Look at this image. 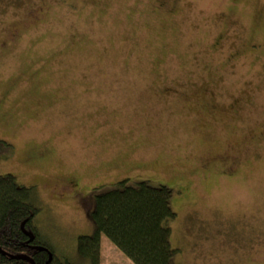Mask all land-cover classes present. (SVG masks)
Returning a JSON list of instances; mask_svg holds the SVG:
<instances>
[{"label": "rangeland", "instance_id": "374dc122", "mask_svg": "<svg viewBox=\"0 0 264 264\" xmlns=\"http://www.w3.org/2000/svg\"><path fill=\"white\" fill-rule=\"evenodd\" d=\"M2 140L62 260L128 179L173 193L175 264H264V0H0Z\"/></svg>", "mask_w": 264, "mask_h": 264}, {"label": "trees", "instance_id": "16d2710c", "mask_svg": "<svg viewBox=\"0 0 264 264\" xmlns=\"http://www.w3.org/2000/svg\"><path fill=\"white\" fill-rule=\"evenodd\" d=\"M13 153L12 145L0 141V161ZM34 194V188L18 185L13 176H0V264H71L56 256L34 226L39 213ZM172 194L165 186L128 179L95 188L88 214L94 233L77 241L82 264H103L101 236L133 264H175L177 250L167 226L176 218Z\"/></svg>", "mask_w": 264, "mask_h": 264}, {"label": "crops", "instance_id": "0c3cea01", "mask_svg": "<svg viewBox=\"0 0 264 264\" xmlns=\"http://www.w3.org/2000/svg\"><path fill=\"white\" fill-rule=\"evenodd\" d=\"M101 240V239H100ZM129 261V260H128ZM130 262V261H129Z\"/></svg>", "mask_w": 264, "mask_h": 264}]
</instances>
